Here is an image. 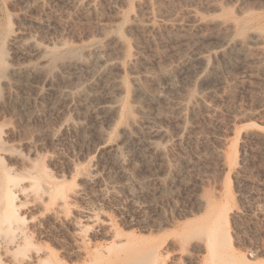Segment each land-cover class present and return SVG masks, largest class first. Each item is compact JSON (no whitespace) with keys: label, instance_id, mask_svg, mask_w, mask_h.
<instances>
[{"label":"rangeland","instance_id":"1","mask_svg":"<svg viewBox=\"0 0 264 264\" xmlns=\"http://www.w3.org/2000/svg\"><path fill=\"white\" fill-rule=\"evenodd\" d=\"M88 1L0 0L10 65L39 62L24 39L63 54L48 80L35 74L12 85V97L3 89L0 103L6 164L44 171L69 196L65 206L45 196L25 209L42 248L83 264L78 239L109 247L118 234L128 248L156 247L164 264H212L206 248L234 264H264V0ZM147 20L155 27L139 26ZM95 46L104 47L101 74L63 67L75 62L66 51L89 59ZM116 77L128 85L124 112L141 122L132 139L126 116L101 110ZM154 129L166 136L153 135L160 150L151 153L144 138Z\"/></svg>","mask_w":264,"mask_h":264},{"label":"bare ground","instance_id":"2","mask_svg":"<svg viewBox=\"0 0 264 264\" xmlns=\"http://www.w3.org/2000/svg\"><path fill=\"white\" fill-rule=\"evenodd\" d=\"M94 3V0H89L87 5L91 7ZM148 9H150L149 6ZM189 14L190 16H195L193 12H189ZM138 24L145 29L149 26L155 27V24L153 25L150 20L142 21ZM176 25L180 24L178 22L172 24V26ZM162 26L167 25L162 24ZM219 29H221V26ZM20 45L23 49H30L39 62L10 65L5 58L3 49H0V103L4 99L3 89L7 90L6 94L9 97H12L13 94L8 89L20 82L24 85L29 84L31 77L35 74H41L48 80L49 74L51 75L57 62L63 56L58 51L44 47L32 39H24L20 41ZM103 48V46H95L90 52L89 59L76 57V51L68 50L64 55L74 56L73 60L75 62L65 63L63 67H76L80 64L87 69L89 74L99 75L103 68H106L104 67L105 64H103V55L101 54ZM194 56L198 55L194 54ZM189 61L190 58L187 57L184 58L183 63L185 64ZM171 75L172 72L164 71V76L169 77ZM134 82L136 91L146 95L139 80L135 79ZM106 90L107 95L105 98L110 99V101H106L101 106L102 112L110 118L118 115L126 116L127 124L123 132L129 139H132L133 131L140 129L141 122L136 120L129 112H124L121 105L119 92L128 90L126 81L123 78L116 77L106 87ZM85 93L82 91L83 95ZM88 96L90 97L91 95L88 94ZM94 96L97 95L94 94ZM187 106L188 104L185 101L177 102L176 109L179 116H184ZM72 126L80 129L75 124H72ZM149 135V138H144V145L149 152L156 153L160 150V144L154 140V136L163 135L165 137L166 134L161 130L154 129L150 131ZM8 152L9 150L0 142V260L2 257L6 258L8 260L7 264H68L62 259H56L53 250H44L42 248L39 235H35L37 227L32 224V219L29 220L27 213H25V209L31 202H42L45 196L48 197V200L56 201L58 206H65L68 203V194L59 187L56 181L53 182L48 174L43 173L44 171L40 172L32 168L22 172L10 167L5 162ZM113 157L117 163L123 164L124 158L119 148L113 149ZM19 163L21 168L24 169L32 167V164L25 160H20ZM122 188L128 191L132 190L131 185L128 183H125ZM230 218L231 213L228 211L221 212L220 220L222 222L226 221L229 223ZM112 236L109 247L105 245H87L84 240L78 239L84 244L82 252L84 257L83 264H164V257L158 252L156 247L148 245L139 248H128V241L126 242V240L119 238L118 234H112ZM46 249H49V247L47 246ZM206 253L207 256L212 254L215 259L212 264H234L232 257L219 255L216 251L214 255L211 248H206ZM94 255L99 258L96 259ZM0 264L4 263L0 262ZM194 264H197V262Z\"/></svg>","mask_w":264,"mask_h":264}]
</instances>
